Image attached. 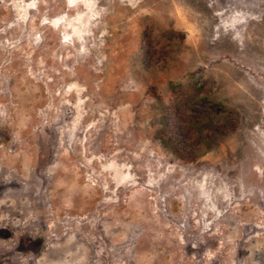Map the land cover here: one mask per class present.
Segmentation results:
<instances>
[{"label": "rangeland", "instance_id": "rangeland-1", "mask_svg": "<svg viewBox=\"0 0 264 264\" xmlns=\"http://www.w3.org/2000/svg\"><path fill=\"white\" fill-rule=\"evenodd\" d=\"M0 264H264V0H0Z\"/></svg>", "mask_w": 264, "mask_h": 264}]
</instances>
